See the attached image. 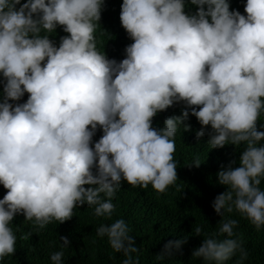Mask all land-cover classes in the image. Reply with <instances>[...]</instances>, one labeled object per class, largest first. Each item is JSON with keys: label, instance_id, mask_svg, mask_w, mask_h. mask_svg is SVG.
I'll use <instances>...</instances> for the list:
<instances>
[{"label": "clouds", "instance_id": "1", "mask_svg": "<svg viewBox=\"0 0 264 264\" xmlns=\"http://www.w3.org/2000/svg\"><path fill=\"white\" fill-rule=\"evenodd\" d=\"M190 3L196 12L186 11L189 0H123L121 22L133 42L118 61L98 47L105 0H0V184L8 189L0 198V262L16 252L17 213L36 226L23 235L28 239L71 219L85 202L95 216L111 218L125 180L157 193L179 187L175 137L181 126L191 129L190 109L205 126L197 137L211 125L212 148L245 144L240 166L233 160L218 173L227 188L212 203L223 219L216 231L195 226L204 239L193 257L225 264L239 254L235 264H244L240 221L229 214L264 228V0H246V14L230 0ZM58 26L70 33L59 46L51 38ZM177 102L187 105L183 114L153 127ZM193 163L201 164L199 156ZM96 233L124 255L122 264H140L123 217ZM187 239L167 241L156 259ZM61 240L54 264H65L71 242Z\"/></svg>", "mask_w": 264, "mask_h": 264}, {"label": "trees", "instance_id": "2", "mask_svg": "<svg viewBox=\"0 0 264 264\" xmlns=\"http://www.w3.org/2000/svg\"><path fill=\"white\" fill-rule=\"evenodd\" d=\"M122 3L123 0H105L106 7L102 11L101 24L97 30L100 50L106 52L109 58H116L118 61L125 58L126 46L133 42L121 22ZM230 4L233 9L238 8L246 14V0H230ZM198 7L189 0L186 11L194 13ZM65 35L70 33H66L63 26H58L51 38L59 46L61 37ZM3 95L4 77L0 74V99ZM29 95L26 92L19 102H25ZM185 107L187 105L183 102H177L167 110L159 112L153 118V127H164L168 117L182 115ZM260 122L264 123V114L261 115ZM186 123L191 124V129L185 130L181 126L175 137L174 157L178 162L179 177L176 183L179 187L172 185L167 192L157 193L151 184L144 188L133 186L125 180L113 198L117 207L111 218L95 216L93 208L88 207L85 202L76 207L71 219L61 223L50 222L41 231L32 232L28 239H23V235L36 226L26 220L23 213H17L12 221L18 237L17 249L0 264H54L51 253L61 250L63 236H67L71 242L63 248L65 264H122L124 255L111 248L106 236L100 237L96 233L99 224L110 223L120 217L132 228L135 245L140 248V252L134 253V256L139 255L140 264H205L202 258L193 257V250L204 239L203 235H195L194 228L196 225H203L206 231L218 230L219 221L223 218L216 212L212 202L227 188L226 185L218 183V173L233 160L236 161L234 167L240 166V156L245 144H227L222 148H212L207 144L211 125L207 126L208 130L203 136L197 137V132L205 126L190 109ZM102 135L103 129L99 128L93 138V147ZM197 156L201 160L199 166L193 163ZM261 187L264 188V181ZM7 191L0 184V198ZM229 215L240 221L237 233L242 234L244 247L249 253L244 264H264V228L257 229L239 212ZM184 236H188V239L179 249L174 247L172 254L164 260L156 259L167 241L180 240ZM238 255L225 264H235Z\"/></svg>", "mask_w": 264, "mask_h": 264}]
</instances>
